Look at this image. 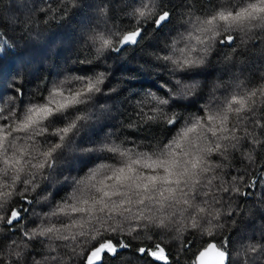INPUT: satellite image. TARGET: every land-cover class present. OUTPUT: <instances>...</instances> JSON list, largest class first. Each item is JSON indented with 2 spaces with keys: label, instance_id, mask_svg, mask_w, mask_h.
I'll return each instance as SVG.
<instances>
[{
  "label": "snow or ice",
  "instance_id": "snow-or-ice-1",
  "mask_svg": "<svg viewBox=\"0 0 264 264\" xmlns=\"http://www.w3.org/2000/svg\"><path fill=\"white\" fill-rule=\"evenodd\" d=\"M45 3L39 11L51 20L79 6ZM109 9L98 0L95 22L82 33L95 61L142 44L147 25L160 27L172 15L160 0H130V21L121 26ZM187 24L186 35L162 41L147 51L153 62L140 65L153 77L163 73L160 89L130 88L116 103L110 96L121 83L108 86L109 65L45 76L25 103L18 84L0 95V264H181L166 237L190 254L183 264L264 258V72L245 81L231 68L241 34L264 43V0H216ZM5 44L14 47L3 41L0 56ZM224 48L230 54L217 59ZM211 68L215 76L201 77ZM106 121L99 139L81 140ZM143 127L161 135L140 142L122 135ZM94 153L102 154L99 163L73 175L72 165ZM237 154L247 161L243 169L234 167ZM57 185L70 186L59 199ZM253 189L262 191L256 207H243L238 201ZM257 227L260 239L234 251L233 237Z\"/></svg>",
  "mask_w": 264,
  "mask_h": 264
},
{
  "label": "trees",
  "instance_id": "trees-1",
  "mask_svg": "<svg viewBox=\"0 0 264 264\" xmlns=\"http://www.w3.org/2000/svg\"><path fill=\"white\" fill-rule=\"evenodd\" d=\"M55 5L56 0H50ZM98 0H79V6L74 7L64 19H49L53 15H45L39 9L46 7L45 0H0V43L9 41L14 47L8 48L5 44L6 53L0 56V95L14 94V89L10 84H18L23 90L21 103L27 102V98L33 95L39 81L45 76L51 81L53 78H60L65 71L90 75L98 70H105L111 66L112 75L108 86L121 83L119 94H112L110 99L120 103V98L128 94L130 88H161V79H166L163 73L158 76H151L141 69L140 65L151 64L152 57L147 55V51L154 50L162 45V41H171L177 33L187 34L191 25L187 24L190 17L200 16L207 12L210 3L216 0H160L161 6L172 13L169 20L162 22L160 27L149 24L145 27L142 44L128 45L120 53L106 55L103 61H95V52L83 43V30L95 22V9ZM109 3V15L113 22L118 25H126L130 18L125 15L130 0H107ZM69 7H72L69 4ZM14 18V19H13ZM258 31V30H257ZM38 37V38H37ZM182 46V45H181ZM239 55L236 57V65H232V71L241 73L240 80H253L259 77L260 72H264V43H259L256 38L251 40L241 34V38L236 41ZM231 49L224 48L218 53L217 59H223L225 54H230ZM79 59L92 60V63H79ZM106 61V63L104 62ZM218 69L211 68L201 73V77L215 76ZM23 73L21 81H13V77ZM227 72H225V76ZM98 102L103 103L105 98L98 97ZM196 107H199L197 104ZM195 111L196 108L189 109ZM131 111V109H129ZM107 126L111 122H105L93 129L90 136H81V140H96L103 135ZM124 136L131 135V139L140 142L153 136L159 137L161 131L155 127H143L142 130L126 129ZM81 140L77 142L80 143ZM102 154H91L85 161L75 162L71 171L73 175L86 171L95 163H99ZM247 166V161H241L239 154L234 161V167L243 169ZM234 175L235 172H232ZM57 199L70 190V186L57 185ZM243 191V189H242ZM262 194L260 189H253V195L247 199L243 198L238 202L243 207L255 208L258 198ZM235 232V230H234ZM192 238L190 234H185ZM249 236L253 239L249 241ZM174 258L180 259L181 264L190 256L189 253L180 252V243L176 239L166 237ZM260 239L259 228L248 229L242 235L233 237V249L239 250L242 242H256ZM3 236L0 235V241ZM136 241H133L135 244ZM199 237H195L194 246H199ZM39 247V246H38ZM132 253L125 252L124 257L130 258ZM238 264L240 262L238 261ZM255 264H264V258L257 260Z\"/></svg>",
  "mask_w": 264,
  "mask_h": 264
}]
</instances>
